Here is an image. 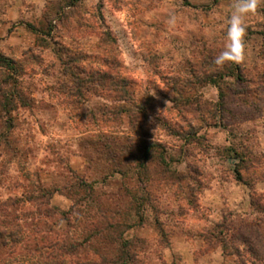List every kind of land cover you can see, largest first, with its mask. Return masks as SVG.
<instances>
[{
  "label": "rangeland",
  "instance_id": "rangeland-1",
  "mask_svg": "<svg viewBox=\"0 0 264 264\" xmlns=\"http://www.w3.org/2000/svg\"><path fill=\"white\" fill-rule=\"evenodd\" d=\"M255 2L0 0V264L99 263L115 222L135 264H264Z\"/></svg>",
  "mask_w": 264,
  "mask_h": 264
},
{
  "label": "trees",
  "instance_id": "trees-1",
  "mask_svg": "<svg viewBox=\"0 0 264 264\" xmlns=\"http://www.w3.org/2000/svg\"><path fill=\"white\" fill-rule=\"evenodd\" d=\"M77 0H72V2H76ZM31 30L35 31L38 33V30L33 27L32 25L29 26ZM0 61H2L4 64L9 65L10 60L6 57H1ZM144 154H148L147 150L144 152ZM236 179L238 181H241L244 184H249V181H246L247 179H244L243 175L237 170L236 172ZM123 223L120 222H115V223H109L107 225L108 229H113L109 231L110 234V241L111 244H113L115 254L113 257L111 256L110 258H107L106 255H99L101 257L99 263L97 262H88L85 261L83 263L79 264H135V254L130 253L129 247L131 246V243L129 240L125 239L123 237L124 230H126L127 226L124 228V230H121L120 227H122ZM85 242H76V241H71L69 243H62L58 244L57 242H54L51 244V250H54L55 248H59V250H63L64 252L74 254L78 252L79 249L84 248ZM53 253V251H52ZM51 263V262H50Z\"/></svg>",
  "mask_w": 264,
  "mask_h": 264
},
{
  "label": "clouds",
  "instance_id": "clouds-1",
  "mask_svg": "<svg viewBox=\"0 0 264 264\" xmlns=\"http://www.w3.org/2000/svg\"><path fill=\"white\" fill-rule=\"evenodd\" d=\"M256 6L255 0H246V3H244V7L240 10L242 13H245L247 11L253 10ZM231 27L229 29V35H235L236 40L235 44L239 45V48L237 49V53H223L221 56L217 57L215 59L216 64H221L224 59L228 56H235V58L239 59L242 58V49H243V35L245 33V26L243 24V19L241 18H236L235 14L233 13L230 21Z\"/></svg>",
  "mask_w": 264,
  "mask_h": 264
},
{
  "label": "crops",
  "instance_id": "crops-1",
  "mask_svg": "<svg viewBox=\"0 0 264 264\" xmlns=\"http://www.w3.org/2000/svg\"><path fill=\"white\" fill-rule=\"evenodd\" d=\"M262 179H264V178H262ZM262 179L261 180L255 179L253 182H251V184H244L241 181H238L237 179L235 181L238 183V187L242 188V190L251 191V189H252V190L255 191V188H256L255 184H257V182L259 183L260 181L264 182V180H262ZM258 191H260V189ZM261 192H262V190H261ZM184 258L186 259V261H189V260L192 261V259H193L192 255L188 254V253L184 256ZM165 260L170 263L172 261V255H171L170 259L165 258Z\"/></svg>",
  "mask_w": 264,
  "mask_h": 264
}]
</instances>
